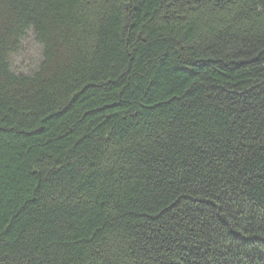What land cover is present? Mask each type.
Wrapping results in <instances>:
<instances>
[{
    "label": "trees",
    "instance_id": "1",
    "mask_svg": "<svg viewBox=\"0 0 264 264\" xmlns=\"http://www.w3.org/2000/svg\"><path fill=\"white\" fill-rule=\"evenodd\" d=\"M0 264H264V0H0Z\"/></svg>",
    "mask_w": 264,
    "mask_h": 264
},
{
    "label": "rangeland",
    "instance_id": "2",
    "mask_svg": "<svg viewBox=\"0 0 264 264\" xmlns=\"http://www.w3.org/2000/svg\"><path fill=\"white\" fill-rule=\"evenodd\" d=\"M25 42L26 44L25 47H23V52L17 57L15 61H13L14 67L19 70L25 69L28 64H32L39 54L38 46L34 44L30 38L25 40Z\"/></svg>",
    "mask_w": 264,
    "mask_h": 264
}]
</instances>
